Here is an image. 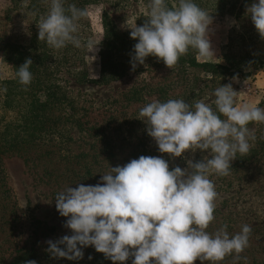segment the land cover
I'll list each match as a JSON object with an SVG mask.
<instances>
[{
    "label": "clouds",
    "instance_id": "1",
    "mask_svg": "<svg viewBox=\"0 0 264 264\" xmlns=\"http://www.w3.org/2000/svg\"><path fill=\"white\" fill-rule=\"evenodd\" d=\"M44 2L48 9L37 23L39 41L54 50L71 44L85 47L87 53L95 51L100 41L82 44L77 35L78 22L89 15L87 9L75 4L65 7L66 0ZM147 7L142 26H127L130 37L138 41L131 55L133 70L150 55L173 69L190 48L198 59L214 58L209 39L212 16L194 0H177L171 6L168 0H150ZM246 13L264 39V0H254ZM32 64L26 59L16 71L21 85H30ZM95 78L91 74L90 79ZM213 95L214 107L203 99L146 103L137 118L147 125L160 153L176 158L200 150L208 155L201 160L185 158L184 168H170L161 156L140 155L123 166H110L95 185H66L55 195V206L67 217L64 227L72 234L48 240L50 256L80 260L83 248L93 246L113 264H124L129 258L131 264H194L197 260L220 264L227 256L239 261L249 246L252 227L244 224L230 234L223 224L207 231L215 220L217 198L210 176L229 175L231 162L249 154L256 136L248 126L264 124V108L238 103V92L231 84L217 87Z\"/></svg>",
    "mask_w": 264,
    "mask_h": 264
},
{
    "label": "rangeland",
    "instance_id": "2",
    "mask_svg": "<svg viewBox=\"0 0 264 264\" xmlns=\"http://www.w3.org/2000/svg\"><path fill=\"white\" fill-rule=\"evenodd\" d=\"M169 1L170 5L177 2V0ZM37 2L39 1L0 0L2 42L14 43L23 40L31 28L37 27L42 15L41 12L35 11ZM149 2L150 0H99L87 4L85 9L88 10L89 15L78 22L77 35L81 38L82 44L89 39L101 42L103 15L107 16V22L118 32H130L131 28L127 26L135 23L137 26H142L147 19L145 14ZM25 3L27 7H24ZM251 3L236 14L215 12L210 9L212 6L210 4L207 8L202 7L212 16L209 39L214 58H197L199 61L223 63V54L227 51L231 56H242L249 62L258 58L264 63V39L255 29L250 15L246 13V7ZM100 42L95 46V51L87 53L85 47H74L70 52L67 51L66 55L70 57L67 64L76 70L84 68L89 78V81L79 84L73 82L64 84V79H61V83L67 89L65 93L73 101L71 108L75 111L74 118H79L75 122V126L79 129L72 128V125L66 121L61 124L64 125L62 130H68L64 133L65 141L61 138L55 146L51 142L43 145L41 143L21 155L8 154L0 157V216L3 215V219L0 220V264H5L23 243L30 233L29 223L35 219L54 228L52 235L40 237L38 240L37 251L41 263L48 254L46 251L48 240L56 241L64 235L72 234L70 229L64 227L67 217L61 216L56 209L55 195L66 185L76 187L79 180L75 178L77 175L69 173L63 162L59 164L57 161L49 160L56 158L54 152L59 156H64L66 152L80 153L82 158L90 160H94L91 155L97 153L99 155L95 159L102 162L106 157H111L113 161L107 168L101 169L99 179L92 182L85 180L82 183L85 185L97 184L101 175L107 172L110 166H123L121 163L125 156H128L129 161L139 158L140 155L161 156L169 162L170 168L175 166L184 168L185 158L196 160L197 156H205L208 153L196 150L194 154L185 152L183 157L176 158L160 153L154 139L147 134V125L137 118L140 109L146 103L153 99L161 102L168 99H182V95L189 92L197 94L193 102L203 99L214 107V90L221 85L231 84L238 92V103L246 102L264 108L263 70L249 75L235 74L232 77L220 78L192 68L188 69L187 73H175L157 59H147L144 64H137L134 70L131 63H127L123 69L121 68L120 76L110 82L96 83L94 80L100 75ZM91 74L97 78L90 79ZM248 127L256 136L249 154L238 155L231 162L229 175L210 176L216 187L217 198L215 220L207 231L214 232L223 224L228 225L227 231L230 234L239 232L244 224L252 227L249 246L240 254L241 259L234 261L233 256H227L220 264H264V124L250 123ZM99 132L113 136L117 141L114 156L103 151V145H97L95 141L93 143ZM132 141L141 145L146 152L137 155L130 152V147L126 145L121 147L122 144ZM80 158L73 159L71 164L76 167L74 160L79 161ZM103 163L108 164L107 161ZM96 173L97 171L94 172ZM15 217L20 225H16ZM10 218H13V221L9 225L4 224V220ZM18 227L19 229H16ZM83 252V259L68 260L53 257L49 264H71L72 261L81 264L89 255V251L84 249ZM98 255L100 256L101 253ZM131 259L129 258L124 264H131ZM194 264H209V262L197 260Z\"/></svg>",
    "mask_w": 264,
    "mask_h": 264
},
{
    "label": "trees",
    "instance_id": "3",
    "mask_svg": "<svg viewBox=\"0 0 264 264\" xmlns=\"http://www.w3.org/2000/svg\"><path fill=\"white\" fill-rule=\"evenodd\" d=\"M35 1H39L35 4L37 6L35 11L41 12L42 15L45 14L48 6L44 0ZM253 1L194 0L201 8H207L208 4H210L212 5L210 7L211 10L224 14H236ZM95 2H99V0H66L65 7L68 4H75L78 8L85 9L87 4ZM168 3L171 6L169 0ZM102 26L103 39L99 45L100 75L94 82L105 84L118 78L121 68L123 69L127 63H130L133 46L138 41L130 37V32H118L107 22L106 15H103ZM8 46L10 48H7ZM73 48L74 46L71 44L60 50L49 48L45 41L38 40V26L31 28L23 40L15 41L14 43L0 40V157L8 154L21 155L41 143L43 145L51 142L55 146L61 141V138L65 141L66 136H64V133L68 130H62L64 125L61 124L66 121L72 125V128H78L75 126V122L79 118H74L75 111L71 108L73 101L65 93L67 89L64 84L69 82L79 84L89 81V78L84 68L76 70L67 64L70 59L69 56L66 57L67 51L70 52ZM228 48H230V45ZM29 58L33 61L29 69L33 79L30 85L24 86L19 83L15 73L19 66ZM223 58V63L199 61L197 52L190 48L188 54L180 57L172 70L175 73H187L188 69L191 68L200 69L204 73L220 78L232 77L235 74L249 75L259 70L264 71V63L258 58L249 62L247 58L231 56L227 51L223 54ZM147 59L157 58L150 55L145 60ZM158 62L163 63L162 60H158ZM61 79H64V84L61 83ZM195 97H197L196 93L190 94L188 92L182 95V99L189 103H193ZM70 118L72 119L69 120ZM94 141L97 142V145H103V151L107 152L108 155L114 156L118 143L113 136L99 132L93 139V143ZM134 142L122 144L121 147L125 145L130 147V152L137 155L146 152L141 145H137L138 143ZM54 153L56 158L49 160L51 162L57 161L59 164L63 162L69 173L77 175L75 178H77V181L79 180V184L84 183L85 180L92 182L99 179L98 176L102 172L101 169L107 168L113 161L110 159L111 157H106L103 162L107 161L108 164L105 165L102 160H96L97 155H99L97 153L91 155L94 160L84 159L80 153L69 154L66 152L64 156L57 155V152ZM78 157L81 158L79 161L74 160V165H76L74 167L71 162L73 163V159ZM203 157L204 155H199L196 160H201ZM127 162H129V158L125 156L121 164L124 165ZM92 171H97V173L94 174ZM1 219H3V215L0 216ZM11 221H13V218L6 219L4 224L9 225ZM15 223L20 225L18 219ZM29 228L30 233L5 264H24L28 260H35L37 264L41 263V258L37 251L38 240L40 237L52 235L54 228L36 219L29 223ZM16 229H19V227ZM7 233L10 234V232ZM84 249L89 251V255L86 256V259L81 264H113L110 259L105 258L103 253L99 256L100 252H97L93 246H88ZM51 258L53 257L48 253L44 262L49 264ZM70 263L76 264L74 261Z\"/></svg>",
    "mask_w": 264,
    "mask_h": 264
}]
</instances>
